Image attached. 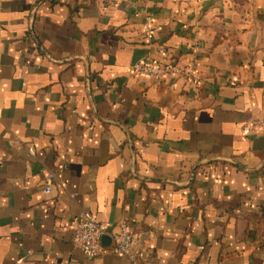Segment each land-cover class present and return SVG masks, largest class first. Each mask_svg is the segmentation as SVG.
<instances>
[{"label":"crops","instance_id":"obj_1","mask_svg":"<svg viewBox=\"0 0 264 264\" xmlns=\"http://www.w3.org/2000/svg\"><path fill=\"white\" fill-rule=\"evenodd\" d=\"M157 47L195 80L130 76ZM263 117L264 0H0V264H264ZM82 213L142 256L88 259Z\"/></svg>","mask_w":264,"mask_h":264},{"label":"built area","instance_id":"obj_2","mask_svg":"<svg viewBox=\"0 0 264 264\" xmlns=\"http://www.w3.org/2000/svg\"><path fill=\"white\" fill-rule=\"evenodd\" d=\"M33 19L34 10L31 11ZM159 28L154 25L152 17H146L142 25L141 34L148 45H151ZM152 55L145 59L132 63L127 72L138 80H151L155 83H162L166 80L177 79L190 83L195 80L197 72V61L195 58L186 59L174 56L171 52L162 47L152 51ZM172 88H175L172 86ZM264 125V117L254 119L250 127ZM54 181L52 173L44 176V192L50 193V187ZM108 237L110 244L103 246L101 239ZM72 243L88 259H94L107 252L116 257L125 258L134 263L142 256L139 248L138 235L135 234L124 222L114 227L98 222L94 217L82 213L79 215L73 227Z\"/></svg>","mask_w":264,"mask_h":264},{"label":"water","instance_id":"obj_3","mask_svg":"<svg viewBox=\"0 0 264 264\" xmlns=\"http://www.w3.org/2000/svg\"><path fill=\"white\" fill-rule=\"evenodd\" d=\"M31 16H32V14H31ZM101 244H102L103 246H108V245L110 244V239H109L108 237H103V238L101 239Z\"/></svg>","mask_w":264,"mask_h":264}]
</instances>
